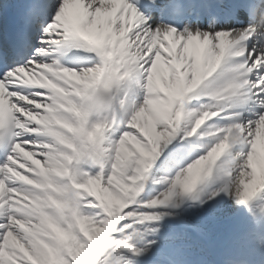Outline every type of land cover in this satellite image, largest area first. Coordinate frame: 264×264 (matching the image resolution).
<instances>
[{
    "label": "snow or ice",
    "instance_id": "6c2138e0",
    "mask_svg": "<svg viewBox=\"0 0 264 264\" xmlns=\"http://www.w3.org/2000/svg\"><path fill=\"white\" fill-rule=\"evenodd\" d=\"M0 264H264V0H26Z\"/></svg>",
    "mask_w": 264,
    "mask_h": 264
},
{
    "label": "bare ground",
    "instance_id": "6f19581e",
    "mask_svg": "<svg viewBox=\"0 0 264 264\" xmlns=\"http://www.w3.org/2000/svg\"><path fill=\"white\" fill-rule=\"evenodd\" d=\"M185 124H186V125H182V126H181V127H182V130H187V128L189 127V126H187V125H189L188 122H186Z\"/></svg>",
    "mask_w": 264,
    "mask_h": 264
}]
</instances>
